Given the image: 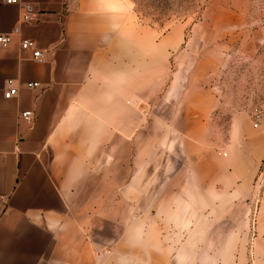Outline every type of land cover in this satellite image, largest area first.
Wrapping results in <instances>:
<instances>
[{
  "label": "rangeland",
  "instance_id": "obj_1",
  "mask_svg": "<svg viewBox=\"0 0 264 264\" xmlns=\"http://www.w3.org/2000/svg\"><path fill=\"white\" fill-rule=\"evenodd\" d=\"M108 14L130 46L123 69L142 99L130 101L141 134L130 166L83 189L130 190L90 200L146 222L171 250L167 264H264V187L253 188L264 159V0H125Z\"/></svg>",
  "mask_w": 264,
  "mask_h": 264
},
{
  "label": "crops",
  "instance_id": "obj_2",
  "mask_svg": "<svg viewBox=\"0 0 264 264\" xmlns=\"http://www.w3.org/2000/svg\"><path fill=\"white\" fill-rule=\"evenodd\" d=\"M21 1L37 12L32 25H20L18 6L0 0V34L20 30L0 47V264H167L171 250L150 237L146 222L125 221L126 208L114 201L90 200L130 190L82 187L114 181L141 134L130 101L142 99L123 69L130 46L116 41L108 14L125 0ZM21 40L33 41L44 62L22 51ZM7 81L18 88L10 99ZM25 111L32 125L20 118Z\"/></svg>",
  "mask_w": 264,
  "mask_h": 264
},
{
  "label": "built area",
  "instance_id": "obj_3",
  "mask_svg": "<svg viewBox=\"0 0 264 264\" xmlns=\"http://www.w3.org/2000/svg\"><path fill=\"white\" fill-rule=\"evenodd\" d=\"M7 5H15L20 9L19 23L20 25H32L37 20V12L34 7L25 3L21 0H4ZM20 34L18 27L14 28L10 33L0 34V47H9L15 36ZM19 47L22 51L31 52L32 60L36 63L44 62L43 53L37 49L35 43L30 40H21ZM8 89L4 92V98L10 99L17 95L18 88L14 86L13 81H7ZM25 89L35 90L39 88L37 83H27L23 85ZM20 118L27 124L32 125L34 122V115L31 111H25L20 113ZM248 119L250 121L251 127L254 130H258L263 121V114L258 108H253L248 112ZM256 186L260 190L264 187V159L260 163L258 178L256 180Z\"/></svg>",
  "mask_w": 264,
  "mask_h": 264
}]
</instances>
